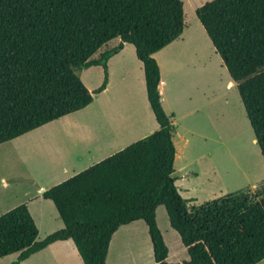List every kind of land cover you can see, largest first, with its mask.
Masks as SVG:
<instances>
[{"label": "trees", "instance_id": "16d2710c", "mask_svg": "<svg viewBox=\"0 0 264 264\" xmlns=\"http://www.w3.org/2000/svg\"><path fill=\"white\" fill-rule=\"evenodd\" d=\"M195 16L235 84L264 160V0H211ZM185 29L181 0H0V144L87 107L105 90L108 59L134 47L159 129L42 193L63 228L37 241L27 206L0 215V259L12 264L71 240L83 264H106L113 234L143 221L157 264H258L264 260V183L188 209L174 172L175 126L162 107L153 54ZM119 44L106 49L109 42ZM99 66L89 91L77 71ZM163 206L188 259L167 262L156 221Z\"/></svg>", "mask_w": 264, "mask_h": 264}, {"label": "rangeland", "instance_id": "374dc122", "mask_svg": "<svg viewBox=\"0 0 264 264\" xmlns=\"http://www.w3.org/2000/svg\"><path fill=\"white\" fill-rule=\"evenodd\" d=\"M181 1L183 44L178 52L174 47L169 56L165 53L161 65L169 74V115L175 126L172 177L190 210L225 195L258 192L264 183V160L236 86L195 16V10L211 0ZM88 70L76 74L87 89L94 90L102 83L103 70ZM126 91L128 99L98 103L88 113L65 116L0 144V215L26 204L39 228L37 241L46 237L51 226L54 232L63 228L54 204L40 197L39 190H47L142 139L147 131L142 130L143 123L156 124L154 116L151 121L145 112L140 96L136 100L135 89ZM156 221L169 251L168 262L187 260L186 249L170 227L163 206L156 210ZM150 247L143 221L133 223L127 231L119 228L109 246V264L147 263ZM16 258L17 254L4 257L0 264H12ZM23 264L55 263L41 258Z\"/></svg>", "mask_w": 264, "mask_h": 264}, {"label": "crops", "instance_id": "0c3cea01", "mask_svg": "<svg viewBox=\"0 0 264 264\" xmlns=\"http://www.w3.org/2000/svg\"><path fill=\"white\" fill-rule=\"evenodd\" d=\"M183 37H184V31L176 40L171 42L169 45H167L166 47H164L160 51L153 54V57L159 66V72H160V83H159L158 89H159V93H160L161 104H162V107L165 110V113L167 115H169V102H168V100H169V74H165L163 72V69H162L163 67L161 65V62L163 60L162 59L163 55L166 53L167 54L166 56H169V51H171V49H174V47L176 48L177 52L179 51L178 49L183 44ZM118 44H119V40L115 39V40L108 43L106 49H112V48L116 47ZM166 63L169 64V61ZM107 67H108V82H107L105 90H103L99 94L94 95L92 103L89 104L84 109L75 112V115L79 114V113H83V112L85 113L86 111L88 113L98 103H101V104L111 103V104H113L115 101H120L123 97L125 99H128V94H127L126 90L127 89H132V90L135 89L136 100H137V96H140L141 100L145 103V104L143 103V105L145 107V112H147V115H149V119L152 121L153 113L151 112V110H149V104L147 102L143 66H142L141 62L136 58L134 47L132 45H129V44H124L118 52L114 53V55H112L108 59ZM96 68H99V66L90 67V68H88L89 69L88 71H92L93 69H96ZM85 70H87V69H85ZM137 86H139L142 89L141 92L137 91ZM88 90L93 91L91 87H89ZM143 90L145 92V96L142 92ZM70 115H72V114H70ZM67 116H69V115H67ZM154 121H155V118H154ZM48 124H46V125H48ZM43 126H45V125H43ZM43 126H41V127H43ZM141 126L143 127L142 130H145V129L147 130L146 131L147 133L144 132L145 137L152 134L153 132H155L159 129L157 123L150 125V123L146 122V123H143ZM41 127H39V128H41ZM51 134L55 135L54 132H51ZM120 150H122V149H120ZM111 155H112V153H111ZM105 158H107V157H104V159ZM101 160H103V159H101ZM44 191H46V190L45 189L39 190V193L41 195L40 197H42V193ZM28 210H29V208H28ZM29 212H30V210H29ZM34 222H36V221L34 220ZM133 223H135V222H133ZM133 223H130V224L125 225V226H121L120 227L121 231L122 230L127 231V229H131V225ZM36 225H37V223H36ZM37 227H38V225H37ZM124 227H126V228H124ZM52 228L53 227L51 226L49 229H47L46 232H49V233H47L48 235L54 232V231H50V230H52ZM117 231L115 233H117ZM39 233L40 232L38 230L37 238L39 237ZM47 234H46V236H47ZM114 234H113V236H114ZM124 234L127 235V233H124ZM122 237L124 238L125 236L122 235ZM149 252L151 254L150 261L147 263L140 261L141 262L140 264H157L153 258L152 246L150 247ZM108 255H109V253H108ZM108 255H107V259H106V264H109ZM168 257H169V252H168ZM168 257H167V262H168ZM41 258H44V259L47 258L50 263H55V264H83L82 260L80 259L79 255L75 249V246L71 240L55 242V243L49 245L47 248L43 249L42 251L35 253L34 255L29 257L27 260L23 261L21 264L26 263L27 261H30V260H31V262L34 260H37V259L40 260ZM260 263L264 264V260H262L258 264H260Z\"/></svg>", "mask_w": 264, "mask_h": 264}]
</instances>
